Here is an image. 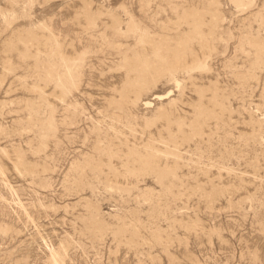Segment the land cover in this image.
Wrapping results in <instances>:
<instances>
[{"label":"rangeland","instance_id":"rangeland-1","mask_svg":"<svg viewBox=\"0 0 264 264\" xmlns=\"http://www.w3.org/2000/svg\"><path fill=\"white\" fill-rule=\"evenodd\" d=\"M0 264H264V0H0Z\"/></svg>","mask_w":264,"mask_h":264},{"label":"bare ground","instance_id":"bare-ground-1","mask_svg":"<svg viewBox=\"0 0 264 264\" xmlns=\"http://www.w3.org/2000/svg\"><path fill=\"white\" fill-rule=\"evenodd\" d=\"M63 56V55H62ZM53 256V255H52Z\"/></svg>","mask_w":264,"mask_h":264}]
</instances>
